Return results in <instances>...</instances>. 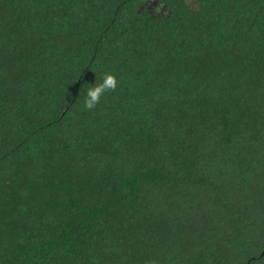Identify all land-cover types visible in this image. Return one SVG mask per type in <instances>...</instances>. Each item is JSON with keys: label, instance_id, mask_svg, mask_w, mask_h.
Listing matches in <instances>:
<instances>
[{"label": "trees", "instance_id": "16d2710c", "mask_svg": "<svg viewBox=\"0 0 264 264\" xmlns=\"http://www.w3.org/2000/svg\"><path fill=\"white\" fill-rule=\"evenodd\" d=\"M0 264H264V0H0Z\"/></svg>", "mask_w": 264, "mask_h": 264}, {"label": "clouds", "instance_id": "9594fccd", "mask_svg": "<svg viewBox=\"0 0 264 264\" xmlns=\"http://www.w3.org/2000/svg\"><path fill=\"white\" fill-rule=\"evenodd\" d=\"M156 11H159V9H156ZM119 83L120 82L113 73L105 72L100 83L88 86L84 99L85 109L89 111L95 110L100 104L101 98L107 93L115 92Z\"/></svg>", "mask_w": 264, "mask_h": 264}]
</instances>
